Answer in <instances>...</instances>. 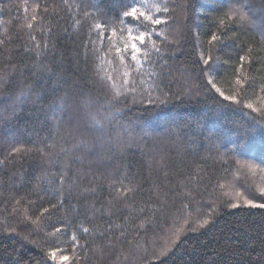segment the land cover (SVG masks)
<instances>
[{
    "label": "trees",
    "instance_id": "trees-1",
    "mask_svg": "<svg viewBox=\"0 0 264 264\" xmlns=\"http://www.w3.org/2000/svg\"><path fill=\"white\" fill-rule=\"evenodd\" d=\"M161 2L148 0L144 10L155 13L151 6ZM230 2L169 0V22L157 26L151 38L163 58L153 53L155 63L144 62L137 71L130 58V45L123 64L115 48H124L128 40L125 28H133L135 35L139 25H114L117 31L111 36L112 44L109 32L101 45L92 28L93 19L83 16L85 10L93 16L97 13L91 7L85 9L83 0H68L71 9L64 0H0V75H7L0 86V160L4 161L0 164V264H13L17 258L21 264H43L45 252L55 248L63 249L62 254L70 257L67 264H143L142 257L159 256L172 234L182 228L185 232L178 247L152 260V264H260L264 209L244 205L242 197L264 200H259V191L253 187L257 175L251 176L240 164L250 162L264 167V141L260 136L264 125L255 124L257 132L249 133L239 151L234 148L243 139L236 134L239 125L251 127L255 123L252 117L259 119L260 114L233 107L224 110L227 120L212 118L201 129L189 121L214 107L209 97H218L214 92H205L206 82L200 76V69L205 67L200 54L207 56L209 51L216 58L213 75L226 95H236L241 104H264V63L259 62L264 61V53H253L257 62L249 66L245 61L241 73L235 71L248 44L257 49L264 47L260 32L239 24L218 31L217 20ZM251 2L257 9L253 19L259 21L264 5L261 0ZM37 4V19L32 21V7ZM97 5L102 19L119 20L126 0H97ZM139 30L144 31L142 27ZM161 31L164 35H158ZM213 32L222 39L210 46ZM90 41H96L95 46ZM151 42H147L149 47ZM94 47L100 51L94 52ZM139 58L144 60L142 55ZM38 64L50 71H42ZM126 70L134 82L128 87L137 89L135 102L132 94L125 99L121 89L119 102L113 101L112 105L121 111L105 120L112 138L104 137L102 144L89 131L91 125L80 103L81 94L93 100L99 97L102 102L113 95L111 84L120 85ZM109 75L113 81L107 80ZM236 75L242 80L247 75L248 81L238 86ZM152 84L158 85L152 91L156 103L148 104L146 89ZM189 88L200 94L183 95ZM29 89L28 96L17 102L15 98L21 91ZM104 110H109V105L105 104ZM69 116L73 117L71 122ZM172 116L178 117L181 127L168 122ZM80 139L89 141L91 151L73 148ZM52 144L54 149L46 147ZM12 147L25 151L9 157ZM39 148L51 155L42 156L35 151ZM65 173L61 185L60 177ZM232 184L247 193L236 198L241 203L236 209L226 207L236 200L231 199L235 194L223 190L224 185ZM123 187L136 188L127 199L131 208L125 207L123 200L112 199L113 189ZM53 204L54 209L50 208ZM93 205L99 211H94ZM213 207L217 209L214 222L197 232L187 231ZM44 208L49 212L42 214ZM139 208L144 211L138 212ZM110 210L115 215H109ZM38 216L40 219L34 223ZM124 216L129 220L125 221ZM142 221L144 226L139 227ZM81 224L91 232L81 231ZM11 228L35 240L36 245L4 231ZM55 228L64 230L50 235ZM73 232L79 240L76 258H72ZM51 263L55 262L49 260Z\"/></svg>",
    "mask_w": 264,
    "mask_h": 264
},
{
    "label": "snow or ice",
    "instance_id": "snow-or-ice-1",
    "mask_svg": "<svg viewBox=\"0 0 264 264\" xmlns=\"http://www.w3.org/2000/svg\"><path fill=\"white\" fill-rule=\"evenodd\" d=\"M64 3L68 5L69 9H71L72 5L68 4V0H64ZM85 9L91 7L93 8L97 15L93 16L91 12L85 10L83 12V16L85 18H91L93 19L92 28L96 30L97 38L100 40L101 45L103 43L104 37L106 34L110 32L109 35V44H112L111 36L115 35L117 29L114 25L119 24L122 28L126 24H136L139 25L135 29L136 34L133 35V28L128 27L125 28L128 32V40L124 44V48L116 47L115 48V55L120 60L121 64H123L125 56L124 53L129 51V45H130V53H131V61H133L136 65L137 71H139L144 62H147L149 64H154L155 61L152 60V54L155 53V55L159 58H163V53L161 52V49L155 45L154 42H151V38L154 33H156L157 26L160 25H167L168 24V17L166 14L170 13V8L168 7L169 0H162L161 3H155L151 7L155 9V13L152 11H145L144 7L147 5L148 0H126V6L125 10H123L120 14L119 20H106L102 19L100 13V9L97 5V0H83ZM261 4L264 5V0H261ZM39 8V5H34L32 7V16L31 20L35 21L37 19L36 16V10ZM76 8L79 10L80 5L77 4ZM27 10V9H26ZM257 9L251 2V0H231L228 10L218 18V31H222L223 29L227 28L229 24H239L242 28H247L250 26L254 31L258 30L260 32V44L264 46V7H262L261 12L262 15L260 16L259 21H256L253 19V16L255 15ZM77 24H80L81 21L77 20ZM28 27H32V23H28ZM142 27L144 31H140L139 28ZM158 35H164V32L161 31L158 33ZM32 39H35V37H32ZM165 39L167 37L165 36ZM222 39L221 35H218L217 32H213L210 40L209 45L211 46L214 42H218ZM254 39V37H253ZM147 42H151L150 47L148 46ZM3 41H0V44H2ZM94 46L96 44V41H90ZM144 46V47H142ZM45 48H47V44L44 45ZM37 48H40L39 43H37ZM94 52H99V49L93 48ZM111 51V48L109 49ZM253 53H255L257 56L264 53V47H261L257 49L254 44H248L247 45V51L245 55L239 56L240 66L235 69L236 73H241V68L244 66V62L248 61L249 66L251 63L257 62L253 59ZM38 56L40 55V52L37 51L36 53ZM144 57V60L142 61L139 57ZM200 60L202 61L204 68L200 69V76L204 79L206 82L205 92H214L215 94H218V97L213 96L209 97L211 100L212 105L214 107L207 108V110L204 112L202 116H200L195 121H191V118H189L190 123H194L196 129H201L204 127L205 122L209 121L212 118H215L216 120L219 119H225L227 120V115L225 114L224 110L228 108L238 107L241 111H243L244 108L251 109L253 112L259 113L260 118L257 119V117L253 116L252 120L255 122L251 127L247 126L246 123H241L239 127L236 130V134L238 136H242L243 139L239 141L238 144L234 145V148L239 151L240 145L244 143V140L248 138L249 133H256L257 129L255 127V124L264 125V104L261 105V107H255L252 102H245L243 104L240 103L236 95H226L225 91L222 90L221 87L217 84V79L213 75L214 68L213 64L216 62V58L213 57L211 51L205 56L204 53L200 54ZM261 63H264V61H259ZM111 63V61H109ZM167 62L165 61L164 66H166ZM37 67L41 69L42 71H50V69L43 64H38ZM154 75V74H153ZM108 81H113V77L111 75L107 76ZM7 81V75H0V86H2ZM248 81V76L244 75V79H241V75H236L235 77V84L238 86H242L245 82ZM129 83H134L133 81H130L129 79V71L126 70L123 73V79L122 83L120 85H117L115 82L111 84V89H114V93L111 97H105V99L101 102L99 97H97L95 100H93L90 96L81 94L80 103L82 105L83 109H86L85 112L86 119L88 123L91 125L89 131L94 132L96 134V138L101 141L103 144L104 137H108L109 140H111V136L108 135V126L105 123V120L107 117L115 118V115L121 111L120 108L113 107V101L119 102V97L122 95L121 89H123V94H132L133 95V102H135V94L137 89L135 87L129 88ZM142 84H147L146 81H141ZM158 88L157 84L149 85L146 89L147 91V99L146 102L148 104H154L156 101L152 98V91ZM29 90H22L21 93L15 98L17 102H22V97L26 98L28 96ZM261 91H264V86H261ZM200 93L198 91L194 92L191 88L187 89L183 95H199ZM165 96L168 95V93H164ZM179 98V97H177ZM219 98H223L222 100ZM61 100L63 101L64 98L62 97ZM224 101L231 102L230 104H225ZM142 102L143 97H142ZM166 101H161V103H165ZM96 104L97 107L93 108L92 105ZM109 105V110H104V105ZM126 106V105H125ZM62 110V109H61ZM69 111L71 109L69 108ZM247 114V113H246ZM59 119V118H57ZM73 119L72 116L68 117L69 122ZM168 122L171 124L176 125V127H181V125L178 123V117L172 116L168 118ZM190 124H184L183 127H189ZM120 133L117 132V135ZM260 136L262 141H264V128L260 129ZM50 150L55 148V144L46 146ZM73 148L76 149H83L87 151H91L92 145L89 143L86 139H80L73 145ZM22 151H25L21 147H12L11 151L8 153V156H12L13 154L19 155ZM27 151H33V149H28ZM35 151H38L42 156L49 157L51 155L50 151H45L44 148L35 149ZM61 151H64L63 148H61ZM221 158H223V154H221ZM4 161L0 160V164H3ZM239 164L240 161H237ZM242 167L246 166L250 171L255 173L256 169L259 168L261 173H264V167H260L258 164H253L250 162H246L245 164L241 165ZM64 175H61L60 182L61 185H63L64 181ZM262 179H264V176H262ZM110 188H112V185H109ZM85 191H88L87 189ZM92 191H95V189H92ZM115 195L112 197L114 200H123L125 202V207L131 208V205L127 204V199L131 194H134L136 191L135 187H123V188H114L113 189ZM259 191V200H264V186H260L258 188ZM237 197L241 196V193H236ZM243 204L251 207V208H259L264 209V202H258L257 199H249L247 196H243ZM59 203H62V201H58ZM19 203V201H17ZM241 206L240 200L236 199L234 202H230L226 205L227 208L230 209H236ZM184 207H187V205H184ZM50 208H56V205H50ZM94 211H99V209H95L93 205ZM15 211V209H13ZM116 211H122L121 209H116ZM138 212H143V208L137 209ZM49 208L42 209L43 213H48ZM109 215H115L114 211H109ZM217 215V209L213 207L203 219H198L194 222V224L187 228V231L197 232L200 229H204L206 226H209L210 223L214 222L215 216ZM125 221L129 220V216L123 217ZM40 217H36V220L33 221L34 223L38 221ZM185 225L189 224V220L185 219L184 221ZM144 222L142 221L139 225V227H143ZM108 229H111L113 225L111 223L108 224ZM119 227V225H117ZM80 230L84 233L91 232V229L88 227H85L83 224L79 226ZM63 228H55L53 233H50V235H56L60 233ZM5 232H11L15 233L16 235H20L21 238L26 241L27 243L36 245L35 240H30L28 236L23 235L21 233H17L15 228L11 229H4ZM185 232V229H178L175 233L172 234V239L170 243H166L165 246L161 249L159 256H156L155 254L151 256H145L142 257L143 264H152V260L159 259L160 257L166 256L174 247H178V241L181 240L182 233ZM102 236L105 235V233H101ZM124 233L121 232V236H123ZM71 241L73 243V256L72 258H76V252L75 248L79 244L78 237L75 232L72 233ZM111 243V241H109ZM38 246V245H37ZM137 249H139V245L136 246ZM63 249L61 248H55V249H49L47 252H45L43 257V264H48V261L51 260L52 262H55V264H67V262L70 260V257L68 255L62 254ZM146 251V249H145ZM258 255L261 257L260 264H264V240H261V251L258 253ZM127 259V257H126ZM13 264H21V259L17 258L15 261H13ZM36 264H41V261H37Z\"/></svg>",
    "mask_w": 264,
    "mask_h": 264
},
{
    "label": "rangeland",
    "instance_id": "rangeland-1",
    "mask_svg": "<svg viewBox=\"0 0 264 264\" xmlns=\"http://www.w3.org/2000/svg\"><path fill=\"white\" fill-rule=\"evenodd\" d=\"M240 165H243V164H240ZM248 172H249V174L251 173V176H252L253 172L250 171L249 169H248ZM255 174L257 175L256 176L257 179H256V182H254L253 187H256L257 190H258V188L260 186H264V179H262V176H264V173H261L259 168H258V169H256ZM223 190H224V192H225V190H227L226 193L229 194V195L235 194V195H232V197L230 196L231 199H233V200H235L237 198V196H236L237 192L247 194L245 191L238 189V187L235 186L234 184H232V186H228V187H227V185H224L223 186Z\"/></svg>",
    "mask_w": 264,
    "mask_h": 264
},
{
    "label": "water",
    "instance_id": "water-1",
    "mask_svg": "<svg viewBox=\"0 0 264 264\" xmlns=\"http://www.w3.org/2000/svg\"><path fill=\"white\" fill-rule=\"evenodd\" d=\"M51 264H55V263H51Z\"/></svg>",
    "mask_w": 264,
    "mask_h": 264
}]
</instances>
